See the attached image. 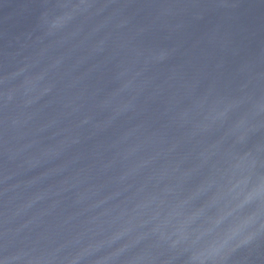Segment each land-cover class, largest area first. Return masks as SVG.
Instances as JSON below:
<instances>
[{
  "label": "water",
  "instance_id": "95a60500",
  "mask_svg": "<svg viewBox=\"0 0 264 264\" xmlns=\"http://www.w3.org/2000/svg\"><path fill=\"white\" fill-rule=\"evenodd\" d=\"M0 264H264V0H0Z\"/></svg>",
  "mask_w": 264,
  "mask_h": 264
}]
</instances>
